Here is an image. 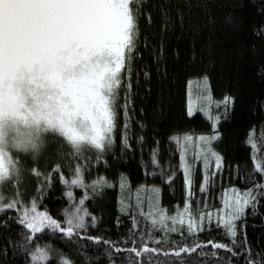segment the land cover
I'll list each match as a JSON object with an SVG mask.
<instances>
[{
    "label": "trees",
    "instance_id": "16d2710c",
    "mask_svg": "<svg viewBox=\"0 0 264 264\" xmlns=\"http://www.w3.org/2000/svg\"><path fill=\"white\" fill-rule=\"evenodd\" d=\"M130 11L134 47L116 91L111 145L77 154L57 138L36 160L17 155L19 205L0 212V264H264V188L258 187L264 172L257 171L264 167V0H133ZM205 77L211 105L201 99ZM191 85L198 93L190 117ZM225 97L232 103L225 105ZM204 106L220 117L216 129ZM217 132L211 147L221 167L210 160L206 168L199 138ZM78 166L83 186L71 184ZM231 190H251L255 197L235 221V238L218 218ZM81 199L85 227L71 238L52 230L30 234L19 224L18 209L34 203L66 227ZM185 204L188 216L206 217L203 230L189 233L185 223L168 230ZM157 211L166 226H153ZM209 242L231 251L203 246ZM196 245L203 247L174 255ZM37 247L47 256L33 261Z\"/></svg>",
    "mask_w": 264,
    "mask_h": 264
},
{
    "label": "clouds",
    "instance_id": "9594fccd",
    "mask_svg": "<svg viewBox=\"0 0 264 264\" xmlns=\"http://www.w3.org/2000/svg\"><path fill=\"white\" fill-rule=\"evenodd\" d=\"M125 45L110 0L0 4V184L50 137L77 152L106 135Z\"/></svg>",
    "mask_w": 264,
    "mask_h": 264
},
{
    "label": "snow or ice",
    "instance_id": "6c2138e0",
    "mask_svg": "<svg viewBox=\"0 0 264 264\" xmlns=\"http://www.w3.org/2000/svg\"><path fill=\"white\" fill-rule=\"evenodd\" d=\"M133 0H110V3L115 5V11L118 13L120 16L121 20L123 21L126 29V45L125 48L123 49L121 60L118 64L117 71L120 73L123 65H124V54H125V49H127L129 52L132 51V48L134 47L133 44V37L135 35L134 29L136 28V23H135V18L132 15L130 11V3H132ZM0 3H3V0H0ZM120 81L119 79L116 81V88L119 85ZM204 86L205 88L207 87V78H204ZM130 87V85H129ZM203 101L206 102L207 105H211L212 99L211 95H207L201 98ZM223 103L225 105H229L232 103V100L230 97H225L223 100ZM219 107V105H217ZM202 112L204 116L211 121L212 128L216 129L217 124L219 123L220 117L218 115L213 116L211 111L209 110L208 106L202 107ZM188 115L191 117L193 115V107L191 102L189 103L188 107ZM114 111L109 115L108 118V127L106 129V135L99 136L98 138L93 140L94 148L97 150H103L105 148V144L111 145L112 140L110 136L108 135L111 133L113 129V121H114ZM186 140H190L191 137H185ZM200 141L204 143V145L207 148V151L205 153V159H204V165L207 168L209 165L210 160H214L215 162V167L219 169L221 167V157L218 155L215 151L212 150V142L216 141L219 139V133L217 132L214 135L211 136H201ZM125 143L127 141L125 140ZM248 143L252 145L253 148L256 147V144L253 142V138L250 135ZM80 151H77L76 153L79 154ZM153 163H155V160H153ZM57 171H59V166H57ZM185 171V180L186 183L188 184L189 187H191V174L187 166L184 169ZM257 171H262L264 172V167L258 165L257 166ZM36 175H39V172L35 173ZM215 173H213L214 175ZM82 175H83V169L81 167H76L74 170V176L71 180L72 185H78V186H83V181H82ZM208 182V177H204V183L205 185ZM100 183H103V181H100ZM258 187L264 188V185H258ZM154 192H158L157 189H153ZM201 192L205 191V188L200 189ZM68 197L71 199L72 198V193L68 192L67 193ZM189 196L192 195V192L189 191L188 193ZM255 197L253 196V193L251 190L246 191L244 193H233V196L230 198V200H226L224 204V209L221 211L224 212L226 210V215H222L220 217L219 223L224 227L226 230V234L232 238H235L236 236V223L235 221L239 220L244 212L245 209L253 202ZM80 204V209L77 210V212L68 217L65 221L66 227L62 226L60 223L57 222L56 219L51 218L49 215H47L44 212L37 211V208L35 204L31 206L30 211L28 210H22V215L19 218V224L22 225L24 228L29 230L30 234H41L42 232H45L47 230H52V231H59L62 235H65L69 238H71L74 234H76L75 230L77 229H83L85 227V217L88 215L86 211L83 210V204H84V199H81L79 201ZM19 202L16 200H11L7 204L4 202V198L0 196V212H7V211H13L15 212L18 208ZM83 214H80V213ZM191 209L188 204H185L184 207V213H190ZM183 213H177L176 216L172 217V223L173 227L168 229L169 231H176L175 225L177 223L183 224ZM205 216L201 215L199 216L198 220L194 218L193 216L189 215L188 219V231L189 233H193L196 231H201L203 230L201 225L202 222L205 220ZM210 218V217H209ZM167 217H165L163 212L157 211V213L153 216L152 219V224L153 226H156L159 224L160 226H166L165 221ZM95 242L99 243L101 241L95 240ZM107 243V241H104ZM211 246L217 250L219 249H225L227 251H231V249H228L226 245L219 244V243H212L209 242L208 245H203V246ZM202 245H196L195 247L188 248V247H183L179 251L175 252L174 255L180 256L181 253H191V252H196L198 248L203 247ZM117 252L122 251L121 249H116ZM132 251H136L135 249H132ZM144 252L149 251L148 248L143 249ZM215 253H213L214 255ZM136 255H142L141 252H136ZM41 258H46L47 252L42 249L37 247L35 252L33 253V261L37 259V257Z\"/></svg>",
    "mask_w": 264,
    "mask_h": 264
},
{
    "label": "rangeland",
    "instance_id": "374dc122",
    "mask_svg": "<svg viewBox=\"0 0 264 264\" xmlns=\"http://www.w3.org/2000/svg\"><path fill=\"white\" fill-rule=\"evenodd\" d=\"M3 2H4V0H3ZM0 4H2V3H0ZM128 52L129 51L127 49H125L124 64H125L126 55L128 54ZM122 69H123V67H122ZM122 69H121V71L119 73V81H121V77L120 76H121ZM118 86H117V88H118ZM117 88L115 89L114 96H116ZM201 92H202L203 96L209 95L210 89H209L208 81H207V87L205 88V86H203L202 89H201ZM197 93H198V89L196 88V86L195 85H191L190 88H189V97H190L189 102H192V103H195L196 102V98H197L196 94ZM113 106H115V104ZM113 111H114V107H113ZM114 121H115V115H114ZM114 121H113V129H112L111 133L108 134L111 139L114 136V128H115ZM51 139L57 140V138H55V137H50L49 138V141H48V146L47 147H49V142L51 141ZM201 149H202V154L205 156V153L207 151L206 146L203 144L202 147H201ZM186 166L189 169V164H188L187 158H186V156H184V158H183V170L185 169ZM184 174H185V171H184ZM19 179H20V175L19 176H14L12 179H10V180H8V181L0 184V196H2L4 198L5 204H7L11 200H16L17 201V195H18L17 194V187L19 186V182H20ZM187 186H188V184H187ZM233 193H241L242 194L243 192H241L240 190H231V191H229L227 193L226 200H230V198L233 196ZM30 209L29 208H27V209H18L19 216L21 217L22 210H28V211H30ZM223 209H224V207H223ZM180 213H183L184 214L183 215V220H184V223L187 225L188 224V219H189L188 214L187 213H184V210L180 211ZM222 215H226V210L224 212H221V214L218 216L219 220H220V217ZM171 218L172 217H170V219ZM177 224H180V223H177Z\"/></svg>",
    "mask_w": 264,
    "mask_h": 264
}]
</instances>
